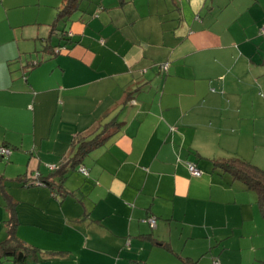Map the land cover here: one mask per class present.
I'll list each match as a JSON object with an SVG mask.
<instances>
[{
    "label": "crops",
    "instance_id": "crops-1",
    "mask_svg": "<svg viewBox=\"0 0 264 264\" xmlns=\"http://www.w3.org/2000/svg\"><path fill=\"white\" fill-rule=\"evenodd\" d=\"M65 3L0 0V243L7 193L26 264H264L258 195L216 166L264 169V0Z\"/></svg>",
    "mask_w": 264,
    "mask_h": 264
},
{
    "label": "trees",
    "instance_id": "trees-1",
    "mask_svg": "<svg viewBox=\"0 0 264 264\" xmlns=\"http://www.w3.org/2000/svg\"><path fill=\"white\" fill-rule=\"evenodd\" d=\"M80 2L81 0H66L64 7L58 11L55 25L59 26L62 25L63 23L65 24L67 20H69V17L72 16L77 11ZM60 32H61L60 33L61 37L67 34L66 31L64 30V26ZM101 143L102 142L100 141L96 142V140L90 143L88 142L84 143L81 145L80 151L88 152L92 148L101 145ZM0 158H6V157L0 156ZM72 162H74V164H72L74 166L75 161L72 160ZM66 163H63L60 168H57V170H59L62 175L64 171L63 167H65L64 165ZM216 166L221 170L225 171L226 173H229L230 175L233 176V178L244 183L249 189H252L257 193L259 199V205L264 216V170L255 166L253 163L249 161H245L241 158H232L229 160L217 162ZM83 169L86 170L87 174H84L82 172L80 173L85 176H89V171L86 168ZM31 176L20 178L18 181L23 183L24 187L37 186L38 184L41 187H49L53 190L52 192L53 195L55 197L57 196V192H59L58 191L59 189L58 188L54 189V184L51 182L50 178L45 179L42 177H38V175L37 176L35 175V178L34 177L32 178ZM62 177L65 176L63 175ZM0 187L3 189V185ZM4 195L5 197H7L8 200L7 207L10 209L11 217L8 220L9 237L6 241L0 243V257L12 256L14 257L16 264H26L27 259L30 256L38 253V250L36 248L26 245L24 242L18 239L16 235V230L18 226V222L16 219V203L7 193H4Z\"/></svg>",
    "mask_w": 264,
    "mask_h": 264
},
{
    "label": "rangeland",
    "instance_id": "rangeland-1",
    "mask_svg": "<svg viewBox=\"0 0 264 264\" xmlns=\"http://www.w3.org/2000/svg\"><path fill=\"white\" fill-rule=\"evenodd\" d=\"M88 1H90V0H88ZM55 14V19H54V21H52V22H56V19H57V11H56V13H54ZM255 60V62L256 63H258V62H260L262 59L264 60V55H263V53L262 52H260V51H258V53H254V57H253ZM257 66V65H256ZM258 68H260V67H258ZM264 92V91H263ZM263 127V125H260V128H262ZM0 150H1V148H0ZM8 162H9V156H7V158H0V176H3L4 175V173H5V167L7 166V164H8ZM25 162H26V160H24V161H22L21 163L19 162L18 164H20V166H22L23 165V170H22V172H24V175L26 174V171L29 169L28 167H27V163L25 164ZM4 167V168H3ZM25 170V171H24ZM264 170V169H263ZM12 174V172H10L9 171V173H8V176H10ZM15 184V182H11V181H9V182H7V186H8V189H10V191L12 192V191H15V189L14 188H12V186ZM8 189H6V190H8ZM17 191V190H16ZM0 201H2V198H1V196H0ZM1 204H3V202H1ZM6 214L7 215H9L8 214V212H6Z\"/></svg>",
    "mask_w": 264,
    "mask_h": 264
},
{
    "label": "built area",
    "instance_id": "built-area-1",
    "mask_svg": "<svg viewBox=\"0 0 264 264\" xmlns=\"http://www.w3.org/2000/svg\"><path fill=\"white\" fill-rule=\"evenodd\" d=\"M261 33L264 34V29L262 30ZM168 67H169V64L164 65L163 66L164 71H167ZM9 153H10V151L5 149V148H2L0 150V156L6 157L7 155H9ZM188 170L191 173V175L194 176V177H198L199 178V177H202V175H203V172L197 167L196 164L189 163L188 164ZM80 172H82L84 174H87L86 170L83 169V168L80 169ZM150 224H151L152 227H154L156 225V220H151ZM214 264H222V263L219 260H215Z\"/></svg>",
    "mask_w": 264,
    "mask_h": 264
}]
</instances>
